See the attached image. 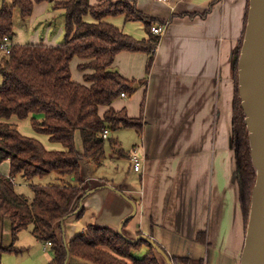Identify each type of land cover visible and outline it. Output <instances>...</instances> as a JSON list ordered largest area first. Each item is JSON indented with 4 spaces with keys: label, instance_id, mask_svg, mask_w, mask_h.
<instances>
[{
    "label": "crops",
    "instance_id": "1",
    "mask_svg": "<svg viewBox=\"0 0 264 264\" xmlns=\"http://www.w3.org/2000/svg\"><path fill=\"white\" fill-rule=\"evenodd\" d=\"M89 2L94 5L99 0ZM130 2L154 19L152 24L166 23L147 75L148 55L143 51H120L112 64L124 78L136 82L134 90L120 95L112 107L140 118L141 133L128 127L108 130L110 162L114 165L126 158L129 162L126 173L118 177L119 174L111 176L104 172L105 146L100 163L84 161L80 168L84 189L94 190L78 200L74 213L60 220L56 232L60 236L58 230L67 228L61 238L69 243L90 224L116 230L131 212L129 200H133L137 212L122 226L125 235L147 234L171 256L202 259L203 264H240L246 229L231 144L235 89L231 60L234 48L243 38L248 0ZM53 10L47 1L34 2L29 27L41 23L40 16L44 21L52 18ZM91 19L85 16V20ZM104 21L137 40L148 38L142 21L126 20L122 14L106 16ZM51 23H45L42 34L37 29L31 33L28 43L61 45L64 20L63 26L56 30H52ZM16 36L14 32L13 37ZM13 37L11 43H18ZM3 55L0 49V58ZM82 61L77 56L70 61L71 77L79 83L84 82L86 73L78 68ZM71 62L79 71L74 77ZM6 121L15 124L22 134L25 133L21 127L26 122L33 128L30 116L19 119L12 115ZM125 128L133 129L138 136L139 143L132 150H125L118 138ZM35 132L30 136L41 141L46 149H63L60 143L50 141L47 134ZM78 137L76 147L82 150ZM134 154L143 159L139 171L133 170ZM3 165L6 169L1 174L8 175L9 161L0 162V171ZM52 174V182L58 181L57 174ZM32 185L35 184L31 182ZM80 211L81 216H77ZM80 217L84 222L76 228L75 222ZM199 233H204L202 242L197 239ZM68 261L83 264L72 257Z\"/></svg>",
    "mask_w": 264,
    "mask_h": 264
},
{
    "label": "trees",
    "instance_id": "2",
    "mask_svg": "<svg viewBox=\"0 0 264 264\" xmlns=\"http://www.w3.org/2000/svg\"><path fill=\"white\" fill-rule=\"evenodd\" d=\"M41 1L62 10L63 43L59 46L13 43L10 53L0 58V162L8 160L10 166L8 175L0 173V216L10 221L12 241L8 246L0 242V256L4 252H19L14 242L31 225L36 238L52 243L54 255L47 264H71L68 261L71 257L83 264H160L156 250L146 240L130 242L108 227L90 224L83 233L73 236L68 247L56 232L60 220L73 214L78 200L85 195L80 174L82 163H100L105 156L104 129L128 127L141 133L140 118L112 107L113 101L122 92L131 93L136 83L124 78L112 64L120 51H143L148 55L146 75L149 73L160 39L150 29L154 19L140 12L131 0H127L131 4L125 0H99L94 5L89 0H10L0 6V40L14 35V9L24 21L31 15L33 3ZM120 14L126 20L142 21L148 38L137 40L104 21L106 16ZM85 16H90L91 21L85 20ZM241 43L242 39L231 60L235 80L231 144L235 150L239 202L247 221L256 175L237 89ZM74 56L83 60L78 64L80 70L86 71L83 83L71 77L70 61ZM12 115L19 119L30 116L35 131L47 134L50 141L60 143L63 149L48 150L35 137L19 132L15 124L6 121ZM77 135L82 150L76 147ZM49 173L57 174L58 181L45 186L32 185L31 201L15 190L14 177L32 180ZM81 214L82 211L77 216ZM197 239L202 242L204 233H199ZM142 244L147 250L136 256L132 251ZM170 259L173 264H203L202 259L189 257Z\"/></svg>",
    "mask_w": 264,
    "mask_h": 264
},
{
    "label": "water",
    "instance_id": "3",
    "mask_svg": "<svg viewBox=\"0 0 264 264\" xmlns=\"http://www.w3.org/2000/svg\"><path fill=\"white\" fill-rule=\"evenodd\" d=\"M237 89L248 131L251 163L256 175L240 264H264V0H248L245 29L237 61ZM93 190L90 189L85 194ZM129 201L132 210L123 217L115 231L130 242L146 240L167 264H173L169 254L153 237L144 233L134 237L124 234L122 226L137 212L136 203ZM64 243L68 247L69 243L65 240Z\"/></svg>",
    "mask_w": 264,
    "mask_h": 264
},
{
    "label": "rangeland",
    "instance_id": "4",
    "mask_svg": "<svg viewBox=\"0 0 264 264\" xmlns=\"http://www.w3.org/2000/svg\"><path fill=\"white\" fill-rule=\"evenodd\" d=\"M111 1L117 2L119 0H111ZM2 2L8 3L10 2V0H0V6L2 5ZM100 2L101 1H99V3ZM125 2H128L129 4H131L127 0H125ZM53 11L54 12L51 14L53 15L52 18H49V20L44 21V18H41L40 16L39 20H42V22L34 25L33 26L34 29H31L33 27H29L28 19H26L23 22V20H21V18L19 17L18 10L14 9V32L17 34V36L15 38L13 37V40H17L16 42L20 44L28 43L30 40L29 35L33 33L36 29L40 34H42L44 29L46 28V24L49 23L50 21L52 22L51 23L52 28H53L52 30L54 29L56 30L58 27L63 26L64 16L62 14V10L54 9ZM71 65H72V76L73 77L77 76V72L79 71H76V69L73 67L72 62H71ZM1 82H2V78L0 76V84ZM21 131L24 132L25 133L24 135L26 136H30V135L34 136L36 134L35 130L30 126L29 122H26L25 124H23V126L21 127ZM118 138L123 143V148L125 150H128L130 148L132 150V148L134 149L135 147L134 144L139 143L138 136L136 135L133 129H126V128L123 129L121 134H118ZM104 146L106 149V156H107L104 161V166H102L104 172L111 176H115L119 174L118 177L125 174L129 166L128 160L125 158V160L118 161L117 163H114V165H112L110 162L109 156H108L111 151V142L106 139ZM5 169H6V165H3L1 172L4 173ZM52 175H53L52 173H49V175H46L43 177H34L30 181L18 175L14 179L15 189L17 190V192L24 194L26 198L31 200L33 197V190H32V187L30 186L31 182L33 184H39V183L43 185L50 184L53 181V177H54ZM134 184L136 185V183ZM83 222L84 221L82 217L77 219L75 222L76 228H78ZM244 223H245V229H246L247 221H245V218H244ZM31 228L32 226L30 225L28 228L22 230L19 233V236L17 238L18 240L14 242V246L18 248L19 252H4L1 254L0 256L1 264H47L49 258H51L53 255V249L51 246H48V245L47 247H45V244H46L45 241L37 240L36 237L32 234ZM66 231H67V228H66ZM66 231H65L64 226H63V229L58 230L59 235H60L59 237L61 238L62 234H66ZM0 232L2 236L0 239V242L4 246H8L11 242V226H10V221L7 218H4L2 216H0ZM146 250H147V246L142 244V246L138 250H133L132 252L136 256H142ZM155 253H156V257L160 261V264H167L156 251ZM169 256L170 258L173 257L170 254Z\"/></svg>",
    "mask_w": 264,
    "mask_h": 264
},
{
    "label": "built area",
    "instance_id": "5",
    "mask_svg": "<svg viewBox=\"0 0 264 264\" xmlns=\"http://www.w3.org/2000/svg\"><path fill=\"white\" fill-rule=\"evenodd\" d=\"M158 2H165V0H156ZM165 28H166V23H156V24H152L151 25V31L152 33L156 34V35H162L165 31ZM11 47H12V43L10 41V38L8 36H4L1 40H0V49L1 51L4 53V54H9L10 53V50H11ZM121 96H125V93L122 92L120 94ZM107 134H108V129H104L103 131V137L106 138L107 137ZM132 159V166H133V170L134 171H139L141 169V166H142V158L139 157L138 155H132L131 157ZM1 173V171H0ZM46 244H45V247H47V245H51V241H45Z\"/></svg>",
    "mask_w": 264,
    "mask_h": 264
}]
</instances>
